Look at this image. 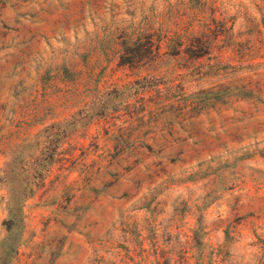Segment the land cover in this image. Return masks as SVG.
<instances>
[{
  "label": "rangeland",
  "instance_id": "374dc122",
  "mask_svg": "<svg viewBox=\"0 0 264 264\" xmlns=\"http://www.w3.org/2000/svg\"><path fill=\"white\" fill-rule=\"evenodd\" d=\"M12 236L11 264H264V0H0Z\"/></svg>",
  "mask_w": 264,
  "mask_h": 264
},
{
  "label": "trees",
  "instance_id": "16d2710c",
  "mask_svg": "<svg viewBox=\"0 0 264 264\" xmlns=\"http://www.w3.org/2000/svg\"><path fill=\"white\" fill-rule=\"evenodd\" d=\"M31 186V185H30ZM28 184L26 185V188L25 190H29V193L32 194V192H34V188L33 186L32 187H29ZM29 197V195H25V197H23V199H19L21 200V204L22 202L24 203V201ZM23 207V205H22ZM16 211H18V208L17 210H15V212H12L11 209H10V219L8 221L5 222V225H6V231L9 232L11 229H13V227L16 225V224H19L18 222V218H17V215H16ZM12 212V213H11ZM19 221L22 223V219ZM18 237L16 236H12L11 237V242H10V245H7L6 246V249H2L1 253H0V264H11L12 260L15 258V256L17 255V252H18V246L20 244V241L19 239H16ZM21 240V239H20ZM0 244L2 245V247L5 245V242H0Z\"/></svg>",
  "mask_w": 264,
  "mask_h": 264
}]
</instances>
